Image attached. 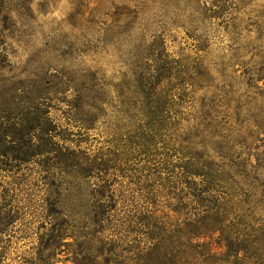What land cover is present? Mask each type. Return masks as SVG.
Wrapping results in <instances>:
<instances>
[{"label": "rangeland", "instance_id": "obj_1", "mask_svg": "<svg viewBox=\"0 0 264 264\" xmlns=\"http://www.w3.org/2000/svg\"><path fill=\"white\" fill-rule=\"evenodd\" d=\"M4 1L0 199L11 200L0 212V264H106L93 225L95 206L115 203L111 215L117 220L125 217L119 200L143 204L151 175L160 177L155 190L175 181L177 169L154 171L163 157L144 162L147 156L130 155L135 142L143 151L144 141L132 137L148 122L131 110V93L139 92L140 80L165 75L164 64L175 69L169 71L173 76L187 72L180 88L184 98L176 97L182 101L169 122L170 144L183 155L233 165L235 181L262 199L264 0H232L233 10L219 19L209 14L197 19L189 8L119 17L123 0ZM154 38L162 45V63L157 56L147 62L133 57L139 43L150 46ZM38 93H48L46 114L38 111L52 132L33 143L52 152L28 157L38 148H28L21 138L27 125L18 117ZM80 101L89 107H76ZM15 156L26 162L11 161ZM100 161H111L108 167L115 170L92 174ZM167 161L177 163L173 157ZM4 215L16 216L15 222L7 225ZM254 216L264 220V200ZM115 226L111 223L110 231Z\"/></svg>", "mask_w": 264, "mask_h": 264}, {"label": "trees", "instance_id": "obj_2", "mask_svg": "<svg viewBox=\"0 0 264 264\" xmlns=\"http://www.w3.org/2000/svg\"><path fill=\"white\" fill-rule=\"evenodd\" d=\"M181 1L123 0L118 10L120 13L116 15L143 17L147 13L180 14V11L189 8V13L197 19L206 14L211 15L210 18L219 19L233 10L230 5L232 0H210L208 7L200 0H186L187 5ZM4 2L0 0V10H3ZM154 39L150 46L142 41L138 48L133 47V57L147 62L157 56V60L162 63V45L159 38ZM164 65V68L168 66L165 75L159 73L156 78H148L144 83L140 80L142 91L131 93V110H138L140 116L148 122L145 128H137L132 137L136 141H144L143 151L138 152L139 145L133 142L130 155L132 160L147 156L144 162L163 157V162L154 170L156 174H172L169 171L172 168L179 171V176L174 182L162 184L161 190H155L153 185L160 177L151 175L152 179L145 181L151 191L143 197V204L140 206L119 200L125 217L117 216V220L116 216L111 215L117 212L115 203L106 207L99 206L98 209L95 206L93 225L95 233L100 236V245L105 248L99 249V255L105 258L106 264H264V220L254 216L257 206L264 200V191L262 199L258 200L252 189L247 187L245 191L235 181L237 173L234 175L231 172L233 165L227 167L222 163L218 166L201 155H183L180 148L170 144L169 122L182 101L179 98H184L180 88L186 82L187 72H176L173 76L169 71L175 69ZM180 74L182 78L178 79ZM47 94L34 95L30 103L21 108L24 111L18 117L19 123L27 125L26 133L21 138L28 148H38L26 153L28 157L44 156L52 152L48 148L39 149L33 143L36 138L42 139L52 132L46 127L49 120L41 118L42 114L38 111L42 110L46 114L44 107L48 101L45 98ZM124 94L121 93V96ZM81 102L76 107H89L88 103ZM126 106H130V100ZM174 129L173 124L171 131ZM148 152L154 153L148 156ZM171 157L177 160L176 165L168 164L167 159ZM12 159L13 162H26L18 156ZM109 163L111 161L96 163L92 174L115 170V167H108ZM10 200L8 195L1 197L0 212ZM1 218L7 219L9 226L16 220V216L11 215ZM111 223L116 224L113 231L109 228ZM73 264L86 262L73 261Z\"/></svg>", "mask_w": 264, "mask_h": 264}]
</instances>
